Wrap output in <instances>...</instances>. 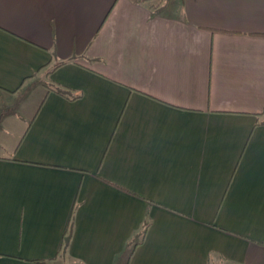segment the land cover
Listing matches in <instances>:
<instances>
[{"label":"crops","instance_id":"0c3cea01","mask_svg":"<svg viewBox=\"0 0 264 264\" xmlns=\"http://www.w3.org/2000/svg\"><path fill=\"white\" fill-rule=\"evenodd\" d=\"M37 261L264 264V0H0V264Z\"/></svg>","mask_w":264,"mask_h":264},{"label":"trees","instance_id":"16d2710c","mask_svg":"<svg viewBox=\"0 0 264 264\" xmlns=\"http://www.w3.org/2000/svg\"><path fill=\"white\" fill-rule=\"evenodd\" d=\"M54 86L55 87L53 89H49V90H53L56 93L61 94L63 96L71 97L70 99H76V98H78L80 96V94H78L76 96H73V95L71 96L70 93H72V92L70 90L63 88L60 85H56L55 84ZM147 225H148V222L146 223L145 227H147ZM37 263H39V264H48V262H46V261H37Z\"/></svg>","mask_w":264,"mask_h":264},{"label":"rangeland","instance_id":"374dc122","mask_svg":"<svg viewBox=\"0 0 264 264\" xmlns=\"http://www.w3.org/2000/svg\"><path fill=\"white\" fill-rule=\"evenodd\" d=\"M14 100H15V98H14ZM35 103H36V101H35L34 103H32L33 106L30 105V107H32V109L35 108V106H36ZM57 264H58V263H57Z\"/></svg>","mask_w":264,"mask_h":264}]
</instances>
